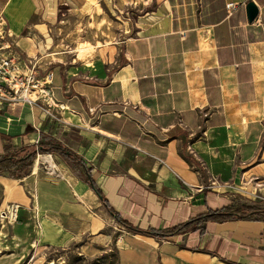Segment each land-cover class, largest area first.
<instances>
[{"label": "crops", "instance_id": "crops-1", "mask_svg": "<svg viewBox=\"0 0 264 264\" xmlns=\"http://www.w3.org/2000/svg\"><path fill=\"white\" fill-rule=\"evenodd\" d=\"M95 1L100 11L88 0H0L22 66L52 72L67 107L56 122L0 105V154L46 136L75 154L90 180L39 152L27 175L0 174V207L22 206L10 225L19 247L70 245L103 231L108 216L125 234L116 242L126 245L121 264H264V221L208 222L203 234L160 240L126 229L109 210L149 232L243 200L264 205L255 196L264 188V0H156L139 24L129 17L112 41L91 45V58L58 60L66 53L51 51L43 17L55 20L60 5L74 17L93 11L107 35L108 19L131 15L125 0ZM250 1L260 11L254 23ZM44 155L56 166L49 174L48 163L36 166Z\"/></svg>", "mask_w": 264, "mask_h": 264}, {"label": "rangeland", "instance_id": "rangeland-1", "mask_svg": "<svg viewBox=\"0 0 264 264\" xmlns=\"http://www.w3.org/2000/svg\"><path fill=\"white\" fill-rule=\"evenodd\" d=\"M88 1L92 3L93 8H99L97 1ZM125 1L127 4H132L130 6L126 5V8H128L126 10L132 11L130 16H128L129 14H123L120 18H111L110 20L107 18L110 25L115 26V29L111 27L113 35L111 33L108 35L107 33L103 34L102 25L105 24L106 26L107 24L91 16L93 11L90 12L89 16L86 15L83 18L74 17L67 12L70 7L60 5L58 8L61 11L55 20H52L51 17H43L44 22L50 21L48 43H51V46L49 45L52 49L51 51L66 53L55 58L63 61L70 58L87 60L94 55L95 47L91 45H95L98 40L103 41L106 39L112 41V37L116 35L113 31L116 30L119 34V30L122 29V27H119L120 23L124 25L130 17V24H135L136 21L139 24V21L144 17L145 11L158 8L156 0ZM133 2L137 3V5L134 6ZM147 2L150 5L145 8ZM98 11L100 10L98 9ZM42 169L49 174L48 170L51 168L48 164H43ZM54 178L59 179V177ZM28 191H31L34 195L36 194L32 188L31 190L27 188ZM28 195L34 197L30 192H28ZM257 195L263 199L260 202H264V188ZM257 200L259 199L257 198ZM238 203L250 204L244 200ZM259 206L261 208L264 207V205ZM4 208L0 207V211ZM103 219L105 224L103 231L93 236H84L70 245L45 247L42 244L40 246H35L34 244L33 247L24 245L22 248L19 247L20 244L15 238V234L11 232L10 225L0 221V264H114L115 262L121 264V248H126V245L119 243L117 247L116 242L118 243V241L122 240L125 235L124 231L118 228L108 216ZM149 252H152V250ZM113 254L115 257L112 256Z\"/></svg>", "mask_w": 264, "mask_h": 264}, {"label": "built area", "instance_id": "built-area-1", "mask_svg": "<svg viewBox=\"0 0 264 264\" xmlns=\"http://www.w3.org/2000/svg\"><path fill=\"white\" fill-rule=\"evenodd\" d=\"M235 8V4L227 5L228 10ZM6 23L0 15V105H7L12 109L26 105L38 109L43 116L46 115L53 121L62 122V112L67 110V107L56 99L53 86L54 74L48 71L43 77H39L36 73L38 67L36 61L28 62L27 68L22 66L20 55L12 41L13 35ZM227 187L231 186L227 185ZM255 196L256 199L259 198L257 193ZM21 207L16 202L8 203L0 211V221L8 225L17 222ZM33 218L35 227L39 230L41 224L36 214Z\"/></svg>", "mask_w": 264, "mask_h": 264}, {"label": "trees", "instance_id": "trees-1", "mask_svg": "<svg viewBox=\"0 0 264 264\" xmlns=\"http://www.w3.org/2000/svg\"><path fill=\"white\" fill-rule=\"evenodd\" d=\"M44 138L43 142L38 141L33 147L29 148L23 147L11 149V147L5 145L6 151L3 154H0V174L7 173L11 178H21L22 176L27 175L29 169L33 165V160L36 157V154L39 152V154H57L61 156L80 179L86 182L90 181L87 177L83 163L75 154L71 153L67 148L62 144L57 143L55 140L49 137L47 138L46 136H44ZM36 146H39L41 151H36ZM95 190L98 194L102 195L97 188H95ZM109 210L114 215V218L126 229L160 240H166L170 237L198 231L203 234L208 222L225 223L238 220L264 221V210L259 205L237 203L221 210H209L207 213L173 228L160 231L150 230L149 232H141L128 222L121 219V217L111 208H109ZM112 256L115 257L114 254ZM114 264H118V262H115Z\"/></svg>", "mask_w": 264, "mask_h": 264}, {"label": "water", "instance_id": "water-1", "mask_svg": "<svg viewBox=\"0 0 264 264\" xmlns=\"http://www.w3.org/2000/svg\"><path fill=\"white\" fill-rule=\"evenodd\" d=\"M247 18L250 23H254L259 16V7L253 1H250L246 6ZM38 151V150H37Z\"/></svg>", "mask_w": 264, "mask_h": 264}, {"label": "bare ground", "instance_id": "bare-ground-1", "mask_svg": "<svg viewBox=\"0 0 264 264\" xmlns=\"http://www.w3.org/2000/svg\"><path fill=\"white\" fill-rule=\"evenodd\" d=\"M98 9L100 10V8H98ZM41 160L44 161V163H48L49 164V167H51V169H53L54 167H56L55 166V163H54V161H53V159H52L51 156H45L44 155V157H40V159L38 161H36V166H37V164H39V162ZM48 171L51 172L50 170H48Z\"/></svg>", "mask_w": 264, "mask_h": 264}]
</instances>
